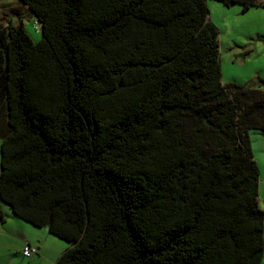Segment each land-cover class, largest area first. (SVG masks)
Masks as SVG:
<instances>
[{
	"label": "trees",
	"instance_id": "trees-1",
	"mask_svg": "<svg viewBox=\"0 0 264 264\" xmlns=\"http://www.w3.org/2000/svg\"><path fill=\"white\" fill-rule=\"evenodd\" d=\"M20 1L42 38L2 29L0 201L56 264H263L264 80L222 82L208 0Z\"/></svg>",
	"mask_w": 264,
	"mask_h": 264
},
{
	"label": "rangeland",
	"instance_id": "rangeland-1",
	"mask_svg": "<svg viewBox=\"0 0 264 264\" xmlns=\"http://www.w3.org/2000/svg\"><path fill=\"white\" fill-rule=\"evenodd\" d=\"M207 6L209 19L219 30L222 82L258 87L264 80V6H254L244 11L240 4L226 6L215 0H208ZM25 8L20 0H0V37L4 42L6 35L2 29L8 21L16 26H20L23 21L34 42L42 38L40 26L36 20L26 16ZM250 139L253 156L260 170L259 198L260 208L264 211V132L251 130ZM1 142L0 139V170ZM0 208L5 217L4 221L0 218V264H56L71 246L52 235L47 228L35 227L17 218L7 206ZM27 243L40 248V254L30 259L24 257L23 250ZM62 247L66 250L63 251Z\"/></svg>",
	"mask_w": 264,
	"mask_h": 264
},
{
	"label": "crops",
	"instance_id": "crops-1",
	"mask_svg": "<svg viewBox=\"0 0 264 264\" xmlns=\"http://www.w3.org/2000/svg\"><path fill=\"white\" fill-rule=\"evenodd\" d=\"M21 8V7H20ZM25 9H27V8H25ZM27 15L26 16H28L29 18H31L30 16H29V11H28V9H27V13H26ZM21 23H22V21H21ZM222 70V69H221ZM262 75H260V77H261ZM263 79H264V77H263ZM244 86V85H243ZM4 116V114L2 113V112H0V116ZM6 131H7V127H6V122L4 121V118L2 119V120H0V134H4V133H6ZM0 139H1V135H0ZM262 186L264 187V180H262ZM259 190H260V188H259ZM0 203H1V201H0ZM1 207H3V204L1 203V205H0ZM259 206H260V198H259ZM27 245H30V243H27L26 244V246ZM25 246V247H26ZM70 246V245H69ZM37 248V247H36ZM63 249V251L64 250H66L65 249V247H62ZM38 249V251H40V248H37ZM62 251V252H63ZM39 253V252H38ZM40 254V253H39ZM28 259H30V258H28Z\"/></svg>",
	"mask_w": 264,
	"mask_h": 264
},
{
	"label": "built area",
	"instance_id": "built-area-1",
	"mask_svg": "<svg viewBox=\"0 0 264 264\" xmlns=\"http://www.w3.org/2000/svg\"><path fill=\"white\" fill-rule=\"evenodd\" d=\"M37 254H38V249L30 245L26 246L23 250V255L26 258H32L34 255Z\"/></svg>",
	"mask_w": 264,
	"mask_h": 264
}]
</instances>
